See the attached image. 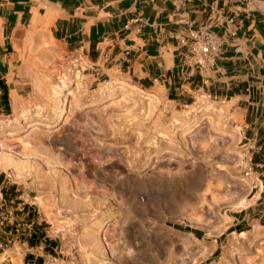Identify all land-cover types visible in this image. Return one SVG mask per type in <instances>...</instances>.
I'll use <instances>...</instances> for the list:
<instances>
[{"label": "rangeland", "instance_id": "obj_1", "mask_svg": "<svg viewBox=\"0 0 264 264\" xmlns=\"http://www.w3.org/2000/svg\"><path fill=\"white\" fill-rule=\"evenodd\" d=\"M34 45V74L15 77L14 106L0 115L15 119L0 129V178L47 242L16 243L0 264H245L261 255L252 230L264 228L253 205L264 141L250 150L228 104L203 91L157 99L121 72L94 73L79 47L52 42L48 60ZM54 88L70 103L61 119L49 111Z\"/></svg>", "mask_w": 264, "mask_h": 264}, {"label": "crops", "instance_id": "obj_2", "mask_svg": "<svg viewBox=\"0 0 264 264\" xmlns=\"http://www.w3.org/2000/svg\"><path fill=\"white\" fill-rule=\"evenodd\" d=\"M240 1L0 0V115L14 106L15 77L34 74L28 62L34 55L27 49L34 43L49 60L55 57L48 46L54 42L64 49L81 48L94 73L121 72L157 99L187 102L194 91H203L228 104L234 126L242 130L243 125L244 140L259 152L258 142L264 141V0ZM231 17L234 21L228 22ZM193 27H207L221 45L215 65L202 71L186 68L181 56ZM262 152L254 164L259 176H264ZM258 182L253 205L264 209V180ZM260 212L259 221L264 218ZM252 236L262 253L243 262L264 264V228L253 229ZM46 237L19 244L37 247Z\"/></svg>", "mask_w": 264, "mask_h": 264}, {"label": "built area", "instance_id": "obj_3", "mask_svg": "<svg viewBox=\"0 0 264 264\" xmlns=\"http://www.w3.org/2000/svg\"><path fill=\"white\" fill-rule=\"evenodd\" d=\"M245 1L247 0L240 2L243 4ZM227 20L233 22L234 18ZM183 47L185 51L181 56L185 67L199 71L213 67L221 52L217 37L207 27L191 28L183 41ZM2 94L0 89V95ZM7 182H9L7 178L4 180L0 178V256L5 257L13 245L23 239L29 241L37 234L32 212L29 210L26 212L27 207L26 209L14 207L16 199L9 196ZM19 212H22L20 217Z\"/></svg>", "mask_w": 264, "mask_h": 264}, {"label": "bare ground", "instance_id": "obj_4", "mask_svg": "<svg viewBox=\"0 0 264 264\" xmlns=\"http://www.w3.org/2000/svg\"><path fill=\"white\" fill-rule=\"evenodd\" d=\"M74 67H76V66H74ZM73 76L75 77L76 80H79V78L81 77L80 71L74 72ZM59 90L58 89L55 90V88H54V91H53L54 96L51 98H48V101L50 102L49 111L52 110L53 114L56 115V117L58 119H61L68 112V108L70 106V103L67 100V96H65V97L60 96V94L57 92ZM107 91L108 92L106 93V95H107L106 98H110V97L114 96V91L112 88H109ZM122 94H124L123 91H122L121 95ZM26 114H27V112H23L22 114H20V116L23 117L24 115L26 116ZM14 121H15V119H13L11 121H9V120L1 121L0 122V129L4 128L6 126L13 125L12 122H14ZM0 149H1L2 153L5 152V146L3 144L1 145ZM246 206H247L246 202L241 201V202H238L237 204H235L234 210H241V209L245 208Z\"/></svg>", "mask_w": 264, "mask_h": 264}, {"label": "trees", "instance_id": "obj_5", "mask_svg": "<svg viewBox=\"0 0 264 264\" xmlns=\"http://www.w3.org/2000/svg\"><path fill=\"white\" fill-rule=\"evenodd\" d=\"M180 228H182V227H180ZM187 231H192V232H194V233H196V234H199V235H201L202 233L200 232V231H193V230H191L190 228H185Z\"/></svg>", "mask_w": 264, "mask_h": 264}]
</instances>
